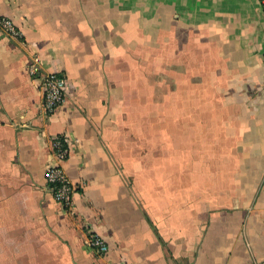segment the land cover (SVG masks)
Returning <instances> with one entry per match:
<instances>
[{
  "label": "crops",
  "instance_id": "obj_1",
  "mask_svg": "<svg viewBox=\"0 0 264 264\" xmlns=\"http://www.w3.org/2000/svg\"><path fill=\"white\" fill-rule=\"evenodd\" d=\"M1 17L23 40L0 31V264L264 263V0H0ZM33 54L69 79L52 116ZM61 134L71 210L45 179Z\"/></svg>",
  "mask_w": 264,
  "mask_h": 264
},
{
  "label": "built area",
  "instance_id": "obj_2",
  "mask_svg": "<svg viewBox=\"0 0 264 264\" xmlns=\"http://www.w3.org/2000/svg\"><path fill=\"white\" fill-rule=\"evenodd\" d=\"M0 31L11 39L23 40L22 31L7 17L0 18ZM27 70L42 96L44 112L47 116L54 115L65 105L70 92L67 75L61 72L45 71L42 67V60L37 54L29 58ZM72 150L73 142L68 134L53 137L52 151L59 164L50 165L45 171L46 186L50 196L55 203L66 210H71L74 205L76 186L69 179L61 164L70 158ZM86 247L102 258L106 257L110 250L108 242L96 231L89 233Z\"/></svg>",
  "mask_w": 264,
  "mask_h": 264
}]
</instances>
